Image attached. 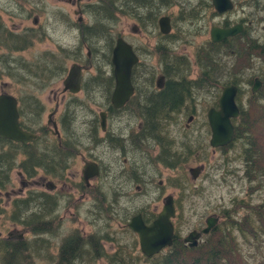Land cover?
Instances as JSON below:
<instances>
[{
  "label": "flooded vegetation",
  "instance_id": "af4514ba",
  "mask_svg": "<svg viewBox=\"0 0 264 264\" xmlns=\"http://www.w3.org/2000/svg\"><path fill=\"white\" fill-rule=\"evenodd\" d=\"M55 1L58 4L70 6L75 21H69L67 9L64 11L62 7H57V11L60 12H58L60 23L55 28L51 27L53 30L50 34L40 23L41 17L45 14L48 19L51 14H54L51 10L47 11L45 1L39 0L36 3L35 1L29 2V0H0V66L3 67L0 71V98L8 99L0 103L2 107H5L4 110L10 113L9 103L15 102L17 127L22 132L34 136L26 141L11 138L9 134L13 124L7 122L9 116L4 114L1 107L0 120L3 121V123L0 122L1 264L3 262L4 264L17 263L28 250L33 251L35 257H37L36 250L40 253L45 251L44 258L47 261H43L46 264H49L48 260L53 257L55 264H60L59 258H62L66 250L71 251L70 257L78 260L84 242L94 250L93 247L98 242L93 238L83 242L82 237L78 235L82 233L81 230L73 225H69V229H76L75 233L62 239L55 246L48 244L51 242V238H47L49 231L57 226L66 228L67 222L79 224L80 221L75 211L78 206L81 207L89 194L98 208H100L99 197L104 202V207L110 208L116 202L112 196H115L117 200L120 199L119 195L125 196L123 189L126 186L135 184V190L139 192L143 185L141 182L146 179L143 169L144 162L161 168L164 166L170 170L178 169L181 154L180 149L177 148L179 142H176V138L179 135L170 136L166 133L168 142H165L164 134H162L163 128L166 130L165 126L174 119L172 114L175 112L173 111L180 109V106L177 108L180 100L178 102L177 96H175L172 101L171 93L180 94V97L186 96L184 95L185 89L181 88V83H186L185 78L193 79L191 81L193 82L191 84L192 92L194 84L197 86L198 82H203L201 75L193 78L192 72H190V70L193 71L195 65L197 66L195 59L194 62L186 58L183 61L190 70L188 76L187 74L185 77L182 76L184 77L182 82L178 75L168 73L169 67L177 65L175 58L162 57L165 50L170 51L168 47L166 49L163 47V41L171 40V37H174L171 36L175 25V19L172 16L165 15V17H169L171 26L170 31L166 34L160 31L158 23L164 15L159 16L157 21L153 22L154 30L151 32L155 35H150L156 36L152 38L154 39L153 44H150L151 39L148 41L146 27L149 25L144 21L145 17L133 19L130 27V34L133 36H130L134 38L143 36L141 42H146L147 46L143 43L138 46L134 38L130 41L121 34L114 37L110 35L108 40L102 44L106 48L103 53L106 63L104 59L98 60L99 63H97L95 56L98 54L96 44L99 32H95L94 27L84 20L85 18H94V10L100 0H96L97 2L88 0ZM238 23H242L244 30L246 29L247 25L243 21ZM217 27L223 28L224 26ZM68 34L75 41L72 47L66 44ZM119 38L131 46L137 57V62L131 68L132 95L123 106L116 108L112 103L115 89L112 52ZM50 45H53L59 53L66 55L64 59L71 62L69 68L62 64H58L52 72L50 68H46L45 65L48 64L46 61L50 63L51 54L55 53L52 52ZM146 53H149L148 56L151 54L155 56L156 59L153 60L156 61L154 64L156 66L146 63L151 59H145L144 62L142 56ZM42 61L45 65L42 63L36 69V63ZM100 64L102 66L106 64L107 70ZM193 65L194 67L191 69ZM73 66H78L82 72L79 91L76 93H72L64 87V81ZM13 69L15 72H12ZM93 70L96 73L90 74ZM255 79L261 83L255 93L260 91L264 85V80L254 78L250 88L251 94H255L252 92ZM19 84L23 86L21 87ZM58 86H60V91L57 90ZM235 86L238 88L239 94H245L240 91L239 86ZM222 88L223 86L220 87L221 90ZM87 90L94 95L98 94V98H103L100 103L95 102L97 110L93 111L91 122H89L90 136L93 141L90 142L89 148L84 147V142L70 140L73 137L70 131L77 123L76 108L79 106V102L76 97L83 93L87 94ZM180 91L181 93H179ZM47 93L50 96L46 97ZM165 98L167 101L164 100ZM217 100L216 105L208 109L217 108ZM184 105L185 103L182 104V107ZM123 113H125L127 123L125 127L119 125L123 121ZM158 115L161 116L160 119ZM196 115L194 106L187 119L188 124L184 125L186 130L189 129ZM166 118H168L167 121H165ZM1 128L3 129L1 130ZM147 142L156 144V146H152L151 155L147 154L148 144L145 145ZM205 143L210 147L209 139ZM233 143L231 142L229 145L232 146ZM231 146H226L225 150ZM216 149L221 150L220 148ZM216 149L212 150L215 152ZM196 154L206 156L205 147L196 150ZM193 155L190 158H184L183 161H188ZM87 163H91L92 170L84 173ZM197 167H202L199 177L204 170L203 166L187 168L190 178H192L189 173L190 169ZM177 172L178 170L174 177H178ZM107 178H111L112 181L106 182L108 187L104 191L103 187L106 183L103 181ZM174 181L172 186L179 191V182L176 179ZM163 187V182L159 181L158 188L163 189ZM168 196L172 195L166 197ZM166 197L163 198V203ZM177 203L178 201L173 198L175 207V217L171 220L174 227L173 241L181 237L174 224ZM158 213L142 209L125 213L129 218H125L127 221L124 226L134 236L138 246L139 237L130 230L129 222L134 217L140 216L143 223L149 226L156 219ZM98 214L100 215V213ZM208 217L218 218V223L222 219L217 214H208L204 218L203 226L198 230L193 229L187 235L204 228L205 220ZM99 219V216L96 217L93 223L98 222ZM59 231L61 233V227ZM58 235L60 234L56 236ZM186 236L182 238V242L189 247L193 241L185 243ZM205 236L202 235L194 247H197ZM29 237L31 243L27 242Z\"/></svg>",
  "mask_w": 264,
  "mask_h": 264
},
{
  "label": "rangeland",
  "instance_id": "374dc122",
  "mask_svg": "<svg viewBox=\"0 0 264 264\" xmlns=\"http://www.w3.org/2000/svg\"><path fill=\"white\" fill-rule=\"evenodd\" d=\"M32 1H39V0H29V2ZM47 4V11H53L54 14H51L49 16V19L47 17V14L41 17V25L44 26L48 32L51 34L52 28H55L60 23V16L58 14L59 11H57V7H62L63 10L67 9L68 11V19L70 22L75 21V17L72 13V8L70 6H66L63 4H58L55 0H43ZM91 2H97L96 0H88ZM180 4L182 3H191L195 7L198 6L200 1L205 0H176ZM235 4L237 2H240V6L236 7L235 11L232 10L222 16L211 15L208 13H205V11L200 12L199 17L194 18H188L189 15L187 12H183L178 15V8H160L159 13L163 14V12L168 13V15H171L175 19V25L171 31V37L172 39H168L166 41H163V47L166 49L168 47L170 51L165 50L162 54L163 56L170 55L169 58L173 59L174 57L177 58V63H181L186 59L191 60V62H194V59H197V51L201 44L206 43L209 40V30L211 26H222L224 21H229L231 24L238 23L240 20L245 21V25H247L246 31L250 38H258L259 41L263 40L264 37V21H259L258 19L264 20V0H232ZM247 1V3H246ZM255 1L259 3V5H256L254 7ZM37 3V2H36ZM145 11V10H144ZM214 12V10H213ZM60 13V12H59ZM137 13V12H136ZM144 16V21H148V13H137L136 14ZM164 15V14H163ZM86 22L89 23V25H93V19L92 18H85ZM133 18H123L120 17L118 19H111L108 20V27L109 29H106L105 32L102 34L99 33V39L97 40L96 46L98 47V54H96V60L97 63H99L98 60H103L105 62L104 57V51H106V48L102 46V44L108 40L110 35L112 37L116 36L117 34H121L125 36L127 40H132L131 37L133 36L130 34V27L132 25ZM153 23L151 22V25L146 27L148 31L146 33L148 34V41L150 40V44L154 43V39L156 36H150L151 34L155 35V33H152L151 31L154 30ZM59 31V30H58ZM157 31V29H156ZM197 31V32H194ZM194 32V33H193ZM131 35V36H130ZM143 36L134 38L137 45L140 46L142 43L147 46L146 42H141ZM74 39L68 34L66 44L69 47H72V44H74ZM96 43V42H95ZM94 43V44H95ZM52 52H55L54 55L51 54V60L50 63L46 61L48 64H44L43 61L40 63H36L35 68L38 69V67L43 63L46 68H50V71H54L56 66L58 64H62L66 68L70 67L71 62L66 61L64 56L65 54H61L58 52V50L53 46L50 45ZM149 53H146L142 56V59H151L147 60L148 65H154L156 63L155 56L151 54V56H148ZM223 56V52L221 53ZM225 57V56H224ZM195 59V60H196ZM236 58L234 57H225L226 63L229 65L232 62H235ZM181 61V62H180ZM221 63H217L213 68L208 69L207 71L211 72V74H208V86L205 88V90L208 89L209 93H206L205 90H193L191 100H187L185 102V105L181 107L180 109H175L172 114V117L174 118L172 121L168 123L167 126H165V129L163 128L162 134H164V137H166V133L170 136H177L176 142H179V148L180 146L184 145L187 142H183L184 139H191L196 140L197 138H201L204 136L206 138V141L208 142L209 134L206 133V129L204 127V120L206 119V111L209 107H211V103L214 102V99L209 101V99H212V90L215 89L220 90V87L223 86V78L225 79L224 82L230 83L233 82L235 85H237V80H239L238 85L240 88V91L245 92V94L240 93V100L239 97L237 98V103L240 109H244L245 111H248L251 106H258L261 108V99L256 98V102L252 100L253 96L250 92L251 84L250 80L253 78V75L257 73V71H260L264 65V61L261 58H257L254 55V58H252L250 62V65L242 67L241 74L236 75L238 79H234L233 73L234 69L231 70V73L229 72V69L227 67L223 70V57L222 60H220ZM106 63V62H105ZM197 63V62H196ZM94 64H96L94 62ZM97 65V64H96ZM102 68L106 69V64L102 66ZM240 65V64H239ZM156 66V65H154ZM242 66V64H241ZM159 67V66H158ZM194 67V65L191 67V69ZM204 67V66H203ZM95 68V67H94ZM181 68L182 71L179 69ZM244 68V69H243ZM3 69L2 66H0V71ZM170 69L168 73L172 74H178V76L181 78L183 75L184 77L188 76L189 68L182 65H176V67H169ZM174 69V70H173ZM107 70V69H106ZM49 71V72H50ZM12 72H15L13 69ZM178 72V73H177ZM192 77L197 78V76L201 75L202 68L200 66H196L193 68ZM96 71L93 70L90 74H95ZM241 76V77H240ZM233 79H232V78ZM230 78V79H229ZM240 78V79H239ZM186 79V78H185ZM193 79H188V81H192ZM215 84V87L214 86ZM21 87L23 85L19 84ZM57 90L60 91V86H58ZM214 91V92H215ZM189 93H191L190 90H188ZM220 94V92H219ZM217 94L216 100L219 96ZM50 96L49 93L46 94ZM98 94L94 95L92 92L87 90V94L83 93L80 94L77 98L79 106H77V123L76 126L73 128V130L70 131V134L73 136L70 140L72 142H84V147L89 148L90 142L92 141V136H90V126L89 122L92 119V113L93 111L97 110V105L95 102L103 101V98H98ZM174 96V93L171 95V100ZM239 96V95H238ZM59 100V99H58ZM215 100V101H216ZM264 102V101H263ZM251 105V106H250ZM196 108L197 115L195 116V120L190 125L189 129H185L184 125L188 124V117L190 116V112H192L193 107ZM49 107V105H47ZM53 107V105H52ZM64 105L62 106V108ZM64 110V109H61ZM179 110V111H178ZM254 113V110H253ZM123 121L119 124L123 127L126 126L125 121V113L122 115ZM158 118L160 119L161 116L158 115ZM264 121V116L261 118V122ZM132 122V121H130ZM176 123H178L176 125ZM249 134V133H248ZM169 137V136H168ZM170 138V137H169ZM174 139V138H172ZM253 142H241L242 143H254L255 140L259 143L260 139L256 136L251 138ZM205 141V142H206ZM86 142H89L88 144ZM205 142H200V144L197 146L195 144L196 142H193V146H195L196 150H200V147H205L206 156L200 154L198 156L196 154L193 155L191 159L188 161H180V164L178 163V177H174L176 170H170L166 169V167L163 166V168L152 165L150 163H145L143 169L145 171L146 179L145 181L141 182L142 189L137 192L135 190V184H132V186H126L123 191L125 193L124 195H119V200L115 196H112V198H115L116 202L114 205L110 208L104 207V202H102L101 197H99L100 202L98 203L100 205V208L96 206V204L93 202V199L91 195L89 194L88 197L84 200L83 204L78 206L76 208V213L78 216V220L80 221L79 224H76L75 222L68 223V226L66 228L64 226H57L53 230L49 231L48 239L51 238V242H49V245L55 246L61 241L62 239L71 236L75 233L76 229H69V225L75 226V228H79L82 233H79L78 235L82 237V240H89L90 238H93L98 243L94 245V250L89 248L88 244L84 242L83 247L81 248L80 256L77 259L74 257L71 258L72 261L67 264H109L107 257H109L111 254H113L114 257L117 255H121L118 253H122L123 257H133L138 254L139 246H136V240L134 236L129 232V230L124 226L129 217L125 213H132L135 210H145L150 211L152 213L160 212L163 204V198L167 195H172L176 201L180 203V207H177L176 204V218L174 220V224L177 227L176 229H179V233L181 236V239L187 235L188 232L193 230V227H202L204 218L208 214H217L221 216V214L218 213L220 209L225 210L231 208L233 206V203L236 199H239L243 202H248L253 205H257L261 202V199L264 198V190H258L254 194H250L249 190V184L247 182V179L244 176L245 171V165L241 159V157H238L236 154L242 153L241 146L238 144V142H234V145L228 148L227 150L220 151L215 150V152L206 145ZM148 144V145H147ZM147 145V154L151 155L150 152L152 149V146H156L154 142H147L145 143ZM86 150V148H84ZM192 155L187 156L186 158H190ZM107 162V160H104ZM104 162V163H105ZM187 162V163H186ZM112 164V162H111ZM190 166H203L204 170L202 171L201 175L193 180L190 178V176L187 173V168ZM180 171H182L183 175V181L185 182V188L189 192V197L183 199L182 196L178 195L179 192L177 189H175L171 183L175 182L174 179H176L178 182H180L179 176ZM174 177V178H173ZM109 181V183L112 181L111 178H107L103 181V183H106ZM163 182V189L158 188V182ZM147 183V184H145ZM183 184V183H182ZM108 187V183H106L103 187L104 191H106V188ZM131 188V189H130ZM126 210V211H123ZM98 213H100V216ZM148 213V212H147ZM29 214V213H28ZM96 214V215H94ZM99 216V221L93 223V220ZM125 218H127L125 220ZM44 220V219H43ZM61 227V233L59 231ZM99 229V230H98ZM57 234H60L56 236ZM57 241V243H56ZM28 243H31V238H28ZM264 247V246H263ZM98 249H101L102 253L105 254V258H101L98 260H94L91 257V254H93L95 251H99ZM264 250V249H263ZM31 250H28L23 254V257L19 259V261L15 264H46L43 260H46L44 258L46 256V252H39L37 251V257H35V253ZM249 251V250H248ZM100 252V251H99ZM248 253V252H247ZM255 253V250L252 251V254ZM91 256V257H90ZM54 258V257H53ZM49 259V264H55V259ZM53 259V260H52ZM47 261V260H46ZM51 261V262H50ZM1 264V262H0ZM4 264V262H3ZM48 264V263H47Z\"/></svg>",
  "mask_w": 264,
  "mask_h": 264
},
{
  "label": "trees",
  "instance_id": "16d2710c",
  "mask_svg": "<svg viewBox=\"0 0 264 264\" xmlns=\"http://www.w3.org/2000/svg\"><path fill=\"white\" fill-rule=\"evenodd\" d=\"M234 5L235 8L239 7L240 2H237L236 4L234 2ZM256 5H259V3L255 1L254 7ZM164 7L166 9L171 7L178 8V15L187 12L189 19L194 17L198 18L202 11L211 15H216L215 11L213 12L214 8L211 4V0L200 1L197 7L191 3L180 4L176 0H100L99 5L94 10L93 25L91 27H94L95 32L102 34L106 29H109L108 20L113 18L118 19L120 17L136 19L142 17L141 15L137 16L136 14L143 12L148 13V21L153 23L157 21L159 16H162L163 14L164 16L168 15L166 12H163V14L159 13V9ZM235 10L236 9H234V11ZM258 20L260 22L264 21L263 19ZM242 21L243 20H240V22ZM151 22H147V24L151 25ZM243 22L245 23V21ZM230 24L231 23L227 20L223 22L224 27H227ZM222 52L223 56L221 54ZM254 55L264 61V37L262 41H259L258 38H250L246 29L241 34L227 38L223 42L215 44L208 40L206 43L201 44L197 51V59H195L197 65L202 68L201 77L203 82H198L197 86L194 84V90H205L208 86L206 82L208 81V74H211V72L207 70L213 68L218 62L221 63L220 60H222V57L223 70L227 67L231 73V70L234 69L235 71L232 77L238 79L236 75L239 77L242 73V67L250 65L249 61L254 58ZM224 56L234 57L236 58V61L228 65ZM169 57V55L163 56V58ZM175 59L178 60L177 58ZM182 63L183 62L178 63L177 65H182ZM183 64L187 67L185 62ZM179 70L182 71L181 68ZM256 77L264 80V65L260 71H257V73L253 75L249 84L252 85L253 79ZM183 79L184 77H181L180 82H182ZM224 80L225 79L223 78V87L234 84L233 82L226 83ZM238 82L239 80H237V85ZM192 83L193 82L188 81L186 78V83H181V88L183 87L185 89L184 95L186 96L180 97L181 95L178 94L172 97L174 98L177 96L176 100L178 99V102L180 100V104L177 105V108L179 106L181 108L182 104L187 100L189 101L192 99ZM213 87L216 88L215 86ZM188 90H190L191 93H189ZM214 91L215 89H213L211 93L212 99H209V101L214 99L211 106L216 105L215 100L217 94L220 92V90H217V92ZM205 92L209 93L208 89L205 90ZM179 93H181V91ZM252 96L254 103L256 102L257 97L261 99V108L250 105L251 107L249 110L245 111L239 107L240 114L238 118L232 121L234 125L233 142H238L242 151L241 155H236L241 157L245 165L244 176L249 184L250 194H254L258 190H264V121L261 122V118L264 116V85L260 91L252 94ZM238 97L240 100V94ZM164 100L167 101V98ZM162 113L163 111L161 114ZM167 120L168 118L165 119V121ZM204 127L206 133L209 134V126L206 119L204 120ZM254 136H256L257 139H260L259 143L257 142L258 140H255L254 143L241 144V142H253L251 138ZM164 139L166 140L165 142H168L166 137ZM205 141L206 138L204 136L197 138L196 140H182V144L183 142L187 143L179 147L181 154L180 160L183 162L186 155L190 156L192 153H195L196 149H193L195 148L193 142H196L195 144L198 146L200 142ZM226 148L227 147H225L224 150ZM220 149V151H223V148ZM181 172L182 171H180L179 176L181 179L178 186V195L185 199L189 197V192L184 187L185 182L183 181V175ZM177 207H180L179 202L177 203ZM218 213L221 214V221L203 238V241L198 244L197 247H187L184 245L180 237L179 239H174L171 247L151 258L144 257L138 251V254L136 256L133 255V257H123L122 253H118L121 255L114 257L113 254H111L107 257L109 258L108 262L109 264H264V198H262L261 202L257 205L236 199L231 208L228 210H225V208L220 209ZM193 229L198 230L199 227H193ZM177 233H179V229L177 230ZM98 250L100 252L95 251L91 254L92 257H90L92 259L98 260L106 257L101 249ZM253 250H255L254 254H252ZM70 253L71 251L69 252V250L65 251L62 258H59L60 264H67L72 261L71 258L73 257H70Z\"/></svg>",
  "mask_w": 264,
  "mask_h": 264
},
{
  "label": "water",
  "instance_id": "95a60500",
  "mask_svg": "<svg viewBox=\"0 0 264 264\" xmlns=\"http://www.w3.org/2000/svg\"><path fill=\"white\" fill-rule=\"evenodd\" d=\"M211 3L214 10L218 14H224L234 9V4L231 0H211ZM169 21V17L165 16L161 17L158 21L159 29L163 34L168 33L171 29ZM243 30L244 26L242 23L226 28L212 26L209 30V36L213 43H218L226 40L227 38L235 37L241 34ZM136 62L137 57L133 53L131 46L127 44L122 38H119L112 52V64L114 66L115 77V89L112 95V103L116 108L123 106L132 95L130 75L131 68ZM81 76V68L78 66L71 67L64 81L65 89H69V91L72 93L78 92ZM260 85L261 83L259 80L255 79L252 92L255 93L259 89ZM237 94L238 88L235 85L223 87L217 100V108H210L206 113V118L210 129L209 145L213 149L226 147L233 141L234 125L232 121L240 114L239 108L236 104ZM3 100L8 99L0 98V102ZM1 107L2 106L0 103V109ZM9 107L10 109H8L10 110V113H8L7 110H4L5 107H2L1 109L4 111V114L9 116L7 122L13 124L11 127L12 133L10 132L9 136L20 141H26L27 139L34 138V136L22 132L17 127V111L15 109V102L9 103ZM0 122L3 123L1 120ZM2 129L3 128H1V130ZM201 168L202 167L190 169L189 173L192 176V179H197ZM91 170V163H87L85 165L84 173H86V171L90 172ZM174 217L175 207L173 204V198L172 196H168L164 200L161 211L158 213L156 219L151 225H145L140 216L134 217L129 222L128 227L131 231L138 235L140 251L146 258H151L152 256L158 254L162 249L171 247L174 236V227L171 220ZM217 223L218 218L208 217L205 220V227L198 232L194 231L189 233L184 238V242L188 243L193 241L189 247L196 246L197 240L202 235H208L210 231L217 225Z\"/></svg>",
  "mask_w": 264,
  "mask_h": 264
}]
</instances>
